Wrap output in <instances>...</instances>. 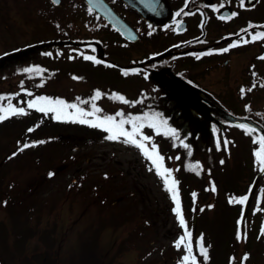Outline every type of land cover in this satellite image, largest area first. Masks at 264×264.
I'll return each instance as SVG.
<instances>
[{
  "label": "rangeland",
  "instance_id": "1",
  "mask_svg": "<svg viewBox=\"0 0 264 264\" xmlns=\"http://www.w3.org/2000/svg\"><path fill=\"white\" fill-rule=\"evenodd\" d=\"M46 2L0 0V54L32 41L31 31L43 28L41 16L47 11L44 9ZM70 3L79 1L63 0V10ZM104 35H100L103 40ZM167 41L142 39L140 54L124 50V55L119 48H107L106 51L123 63L130 58L146 59ZM84 52L87 53L83 50L79 54ZM15 54L4 65L5 72L1 71L3 67L0 69V93H15L0 101L5 106L9 102L26 106L27 99L39 94L60 93L67 100L80 95L89 98L96 88L105 94L123 91L133 100L135 94L154 78L150 75L146 79L139 73L124 76L115 67L74 57L68 45H59L48 53L25 50ZM34 62L43 66L42 75L38 70L34 73L17 71ZM169 63L175 70L187 67L180 57L170 58ZM73 74L82 78L75 79ZM44 76L46 82L41 84ZM21 81H24L23 85ZM22 87L29 88L30 93L22 92ZM177 93L181 100V90ZM98 101L111 102L109 113H115L119 105L125 109L131 105L136 112L146 111V108L142 110L144 106H139V101L130 105L118 101L116 107L108 95L101 96ZM79 102L89 107L88 103ZM147 108L151 109V106ZM169 108L173 111V106ZM43 114L30 109L24 115H13L12 119L9 116L0 121V264H177L183 247L177 249L173 241L182 234L183 228L172 211L174 201L155 170H149L150 162L138 148L108 140L106 132L96 127L86 133L82 132L80 124L48 123L45 118L36 125L34 116L41 119ZM166 117L172 126L180 129L179 139L189 147L185 148L171 137L172 142L167 141L163 134L165 145L158 144V139L148 144L158 145L163 156L164 151L169 150L164 163L176 171L173 175L179 181L181 209L190 232L194 211L197 213L191 240L202 235L203 242L209 245V259L203 264H239L243 244L237 235L233 236L239 205L230 208L227 199L230 194L240 195L250 179L229 177L242 168V163L254 165L253 133L238 126H228L227 130L216 132L211 128L202 137L197 129L199 120L185 122L188 115L177 111ZM33 125L36 127L29 132L28 128ZM225 138L228 145L218 150L216 140ZM34 139L43 142L30 145L16 156L11 155L19 147L18 141ZM66 154L74 155V159L72 162L66 159L70 166L65 175L58 167L62 164L60 158ZM168 155H178L179 159H169ZM197 160L202 167L195 171ZM186 164L191 167H185ZM75 166L83 169L79 179H72ZM49 171L54 175L49 176ZM259 217L252 223L256 227ZM241 225L240 232L244 234L246 220ZM253 233L249 237L250 255L247 263L243 258V264H264V234L254 240ZM233 239L238 240V244H234ZM93 243L99 260L93 258ZM196 246L194 243L192 250L198 255ZM42 257H46L45 262ZM198 259L202 260V257L199 255Z\"/></svg>",
  "mask_w": 264,
  "mask_h": 264
},
{
  "label": "flooded vegetation",
  "instance_id": "2",
  "mask_svg": "<svg viewBox=\"0 0 264 264\" xmlns=\"http://www.w3.org/2000/svg\"><path fill=\"white\" fill-rule=\"evenodd\" d=\"M46 1L44 9L47 11L41 16L43 28L31 31L32 41H26L28 51L32 49V43L43 44L46 48L47 40L50 41V48L52 43L55 48L62 45L65 19L71 18L72 25L76 24L77 30L81 17L85 14L84 10L99 16L92 8L89 11L84 0H78L81 1L78 5L70 3L64 10L63 0L59 3ZM106 1L128 24L126 29L129 31L122 34L101 17L103 28L90 30L94 33L92 36L98 37L90 40L95 48H105V51L107 48H119L123 50L124 55L128 50L140 54L142 39L152 42L168 40L162 48L175 45L182 47L187 66V87L183 102L190 108L187 114L201 120L202 137L206 136L207 128L213 124L218 131L227 130L228 126H238L235 123H225L228 120L222 112L253 120L260 126H253L256 129L255 134H260L259 130L264 129V56L261 55L264 54V37L251 40L250 34L257 29L264 30V0H245L249 7H241L240 0H165L168 16L154 21L144 20L122 0ZM211 5L217 7L212 8ZM67 10L69 11L66 12ZM233 11L238 13L234 17L231 15ZM177 20L180 22L179 30ZM249 22H253L251 27ZM165 24L169 27L165 28ZM153 29L155 31H152ZM242 29L246 31L242 32ZM75 33L72 32L70 36ZM128 33H131V37ZM101 34H105L104 40L100 37ZM235 39L247 42L231 47L223 53L205 54L199 58L193 55L207 48L226 47ZM96 41L101 43V46L95 44ZM258 146V143H255V147ZM229 178L250 179L247 182L250 183L255 179H264V174L254 165L242 163V168L234 171ZM247 200L250 202L254 198L250 196ZM239 210L253 215L258 213L260 208L248 206Z\"/></svg>",
  "mask_w": 264,
  "mask_h": 264
},
{
  "label": "snow or ice",
  "instance_id": "3",
  "mask_svg": "<svg viewBox=\"0 0 264 264\" xmlns=\"http://www.w3.org/2000/svg\"><path fill=\"white\" fill-rule=\"evenodd\" d=\"M54 3H59V0H53ZM143 2V0H142ZM241 7H249L245 3V0H240ZM147 6L155 10V6L153 0H147ZM212 8H216V5H211ZM91 5L89 6V11H91ZM238 13L233 11L231 15L234 17ZM227 17H225L226 19ZM177 30H179L180 22L177 20ZM253 22H249V27L252 26ZM96 27H100L99 23L96 24ZM165 28H168L169 25L165 24ZM152 31H155L153 29ZM246 31V29L241 30ZM151 34V33H149ZM129 37H131V33H128ZM251 40H256L257 38L264 37V30L257 29L256 31L251 32L250 34ZM246 40L243 39H235L226 47L222 48H207L198 54L193 53L194 56L197 58L204 56L205 54H212V53H223L229 50V48L240 45L242 43H246ZM50 54V53H49ZM85 59L91 60L95 63H103L108 66L118 67L117 65L113 64L111 61L108 60H99L96 56H88L87 54L81 53ZM152 56H158L159 53L152 52ZM264 56V54H261ZM160 63H164L163 60ZM155 67V65H153ZM41 66L37 64L29 65L26 68H19L17 69L18 72H29L34 73V70H40ZM120 71L125 75H129L130 73H139L141 72L140 68L136 67H124L120 68ZM142 75L145 77L148 76V71L144 70ZM75 79H81L82 77L73 74ZM21 85L24 84V81L20 82ZM41 84L44 83L43 80L40 81ZM21 91L29 94L30 89L27 87H22ZM15 95V93H0V99H4L5 96ZM103 95H108L112 100L120 101L125 104H136L137 100H129L124 94H122L118 90H113L110 93H103L100 88H96L93 90V94L89 99L91 100V106H82L80 98L77 97L76 100L69 101L60 96H51V95H34L31 98L27 99L26 106H17L12 104L11 102L8 103L7 106L4 104H0V121H4L9 116H20L27 113L30 109H37L41 113H51V118L56 121H64V122H74L80 123L84 125H89L92 127H96L102 129L106 132L105 138L112 141H120L125 145H131L141 152V154L146 158L148 162H150L149 170H155L157 176L162 179L163 187L167 190L170 195L171 199L174 201V207L172 211L176 213V219L179 225L183 228V232L176 240L173 241L174 246L177 249H181L183 247L182 255L178 259L177 264H203V261H207L209 259L208 256V247L202 242V235L201 238L197 240V245L199 248L201 259H198L197 254H195L192 250L191 246V235L192 233L189 231L187 227V223L185 217L183 215L180 203V194L178 184L179 181L173 175L174 169L167 167L164 163V156L158 151L157 145L153 142L149 146L148 142L153 141V137L145 133L144 128L148 126L150 129L154 130L156 133H161L163 136L171 137L175 141H178L180 144H183L185 148H188L189 145L184 142V140L179 139L180 137V129L177 127L172 126L169 123L168 117L164 116L159 111H144V112H136L132 113L129 112L127 114L124 113L123 109L117 110L115 113H105L104 110L96 103V101ZM147 95V93H145ZM247 108L248 105H245ZM225 123H235L238 125L239 128L244 129L248 133H253L251 139L254 143H258V147H253L252 152L254 156L253 164L257 170L264 174V129H260L259 135H255L256 129L249 124V123H242L238 121H225ZM128 125V126H126ZM36 127L33 125L32 127L28 128V131L31 132L33 128ZM213 131L216 132L217 128L216 125H212ZM51 139V137H49ZM42 140H30L27 142H20L18 141L19 147L16 151L12 152V156H16L18 152L22 151L23 149L29 147L30 145H38L42 143ZM228 139H224L221 141L220 139L216 140V148L219 150L222 147H226L228 145ZM169 159H179V156L176 157H169ZM221 163H224L223 159H221ZM196 167L193 169L198 171L200 167H202L200 161H195ZM185 167H191V165L186 164ZM49 176L54 175L52 171L48 172ZM105 176L108 173H104ZM215 190V189H214ZM254 191V190H253ZM264 191V189H262ZM193 197L196 196V193H192ZM248 195L243 194L239 195L238 197H229V202L235 203L237 200L243 204L247 201ZM259 200L260 198L257 197ZM7 203V201H4ZM208 207H213V205H208ZM255 211V209H254ZM260 232L264 234V225L260 228ZM237 238H241V232L237 231ZM250 254L245 252L243 254L244 258H247Z\"/></svg>",
  "mask_w": 264,
  "mask_h": 264
},
{
  "label": "trees",
  "instance_id": "4",
  "mask_svg": "<svg viewBox=\"0 0 264 264\" xmlns=\"http://www.w3.org/2000/svg\"><path fill=\"white\" fill-rule=\"evenodd\" d=\"M84 22L88 23L87 21H84ZM67 30L69 32L71 31L69 28ZM77 35L79 36L78 39L81 42L82 41L84 42L87 39L86 36L82 35L81 29H79ZM20 52H22V51H19V49H16L13 51L7 50L3 54L0 55V69L3 67V70H1L2 72H5L6 68L4 65L8 62L9 58L10 59L13 58V55L15 53H16L15 55H18ZM88 56H95V55H88ZM171 56H183V54H182L181 50H176V51L172 52ZM97 58L99 60H105L101 57H97ZM161 60L164 61L163 64L160 63ZM168 60H169V58L166 57L165 54H163V53H159L158 56H152L151 55L149 58L143 59V63H142L143 70L148 71V76L146 77V79L150 78V75H154V78L151 82L146 83V86H144V88H141L140 92L137 93V95L135 94V96H134L135 97L134 100H137L140 102L139 106L140 107L144 106V107H142V110L143 109L145 110V108H146V111H159L164 116H166L167 114H169L171 112L173 113L175 111H177V112L183 111L181 103H180V101H178V98L176 97L175 94L179 90H183L185 87V85H184V78H185L184 70H183V68L175 70L173 65L170 64L168 62ZM34 64H38V62H34ZM130 64H132V63H128L127 65H130ZM132 65H134V64H132ZM132 65H131V67H132ZM153 65H155V67H153ZM133 67H135V65ZM121 93L126 96V94H125L126 92L121 91ZM145 93H147V95H145ZM44 95H47V94H44ZM48 95H51L53 97L60 96V97H63L66 99V97L60 93H53V94H48ZM126 97L129 100H131L130 97H128V96H126ZM76 98L77 97H72V98H69V100L73 101L74 99L76 100ZM79 98H80V101H84V102L88 103L89 107L91 106V101L89 98L83 97V95H80ZM1 100L2 99H0V101ZM88 101H90V102H88ZM104 102L105 101L100 103L98 100L96 101V103L98 105H100V107L104 110L105 113H109V111H110L109 108L111 107V106H109V103H111V102H105V103ZM113 102H115V107H116L118 105V101L114 100ZM0 104H1V102H0ZM128 105H130V104H128ZM130 106L128 109H125L124 107L119 105L116 107L115 112L119 109H123L125 114H127L129 112L136 113L135 109L131 108ZM150 106H151V109L147 108ZM169 106L170 107L173 106V111H171V110L169 111V109H170ZM29 117H30V115L28 116V118ZM34 117H35L34 118L35 121H37L36 125H38V126L40 125L41 121H44V118L46 119V121L48 123H50L51 121L60 122V121H56V120H47L48 118L51 117V114L48 115V114L44 113L43 116L41 117V119L38 116L37 117L34 116ZM10 119H12V116H10ZM29 122L30 121H28V123ZM72 124L78 125L80 123H74L73 122ZM80 128H81L82 132L85 131L86 133L93 131V129H94V127L89 126V125H84V124H80ZM144 131L146 134L151 135L153 137L154 141L156 139H158L159 140L158 144L165 143V142H163V140H165V139L163 138L161 133H156L154 130L150 129L148 126H145ZM169 138L170 137H167V141ZM66 139L69 141L72 140L71 138H66ZM24 141H26V140H24ZM168 152H169L168 149L166 150V152L164 151L165 157H166V153H168ZM168 157H169V155H168ZM168 157L166 159H168ZM66 159H69L72 162V160L74 159V155L66 154L62 158H60V160L62 161V164L60 165V163H59L58 169L63 170L62 173H65V175L68 172V167L70 166V164L67 165V163H69V161L66 162ZM81 170H83V169L75 166V169H74L75 172L72 174L73 175L72 179H79L80 175L82 174ZM175 172L176 171H174V174H175ZM195 207H197V206H195ZM241 207H243V205ZM244 218L245 217L240 214L239 216H237L235 224H240L241 220ZM200 238H201L200 236H197L195 238L192 237L191 246H193L194 243H195V245H197V240ZM193 241H195V242H193ZM202 242H203V239H202ZM205 246L208 247L209 245L205 244ZM196 249H197L196 252L198 253L197 256H199L200 253H199L198 245L196 246ZM93 256H95V254H93ZM95 258H96V256H95Z\"/></svg>",
  "mask_w": 264,
  "mask_h": 264
},
{
  "label": "water",
  "instance_id": "5",
  "mask_svg": "<svg viewBox=\"0 0 264 264\" xmlns=\"http://www.w3.org/2000/svg\"><path fill=\"white\" fill-rule=\"evenodd\" d=\"M92 8H94L97 12H99L102 16H104L108 21H110L121 33L126 34L123 20L112 10L109 4L105 0H85ZM130 7L134 8L144 19L147 20H155L157 18L163 17L167 13V9L165 6L164 0H153L155 10L147 6V0H123ZM223 113V112H222ZM223 115L231 120L238 122L249 123L253 126L259 127L255 122L250 119H244L228 114ZM195 225V218H194Z\"/></svg>",
  "mask_w": 264,
  "mask_h": 264
}]
</instances>
